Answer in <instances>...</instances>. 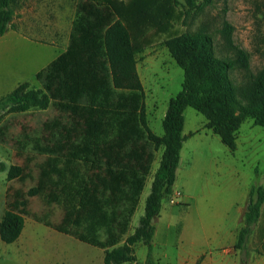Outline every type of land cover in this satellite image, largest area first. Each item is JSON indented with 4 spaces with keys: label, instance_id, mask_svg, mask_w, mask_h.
<instances>
[{
    "label": "trees",
    "instance_id": "16d2710c",
    "mask_svg": "<svg viewBox=\"0 0 264 264\" xmlns=\"http://www.w3.org/2000/svg\"><path fill=\"white\" fill-rule=\"evenodd\" d=\"M184 1L190 7L198 1L212 2ZM173 2L104 0L102 3L110 13L103 15L83 9L74 22L78 36L44 72L48 82L56 84L55 91L62 88L67 100L62 107L69 112L74 125L66 127L58 120L44 125L47 131L59 134L49 149L51 156L43 165L39 183L28 190L27 196L42 195L50 203L63 206L65 219L55 228L104 249V264H139L135 255L139 242L147 247L144 264H156L155 222L163 201L174 193L186 141V108L201 113L206 118L205 128L212 130L230 151L237 148L238 132L246 118L264 127V69L257 75L251 73L250 56L234 45L228 24L223 30L228 57L216 55L213 38L205 31L176 35L171 28L184 12L177 10ZM15 3L16 0H0V38L9 29H15ZM147 24L156 27V34H168L166 45L183 70L182 90L168 102L161 136L148 124L146 94L137 71L136 55L149 43L141 37ZM235 71L242 73L241 84H236L231 76ZM51 90L49 85L44 89L33 88L29 82L19 84L0 98V122L11 113L46 110L52 101ZM146 144L155 152H162L144 214L129 234L153 169L154 156L147 152ZM81 145L92 158L90 167L94 173L88 178L83 174L88 163L76 160V150ZM6 169L8 181L22 179L20 165L6 168L0 163V170ZM263 204L264 184L251 192L244 226L238 231L234 246L246 252L247 257L248 243ZM26 205V199L18 202V207ZM24 225L20 212L7 210L0 221V240L14 243ZM242 263L248 264L245 260Z\"/></svg>",
    "mask_w": 264,
    "mask_h": 264
},
{
    "label": "rangeland",
    "instance_id": "374dc122",
    "mask_svg": "<svg viewBox=\"0 0 264 264\" xmlns=\"http://www.w3.org/2000/svg\"><path fill=\"white\" fill-rule=\"evenodd\" d=\"M102 1L16 0L15 29H9L0 38V98L23 82H29L33 88L46 89L48 85L53 88L50 91L52 101L46 110L33 109L28 113L9 114L2 120L4 123L0 122V135H10L19 148L33 150V146L38 145L35 138L47 136L51 149L59 133L47 131L44 125L54 120L66 127L74 125L69 112L62 107L67 102L62 88L55 91L56 84L48 82L44 72L78 36L74 22L83 9L96 10L100 15L110 13ZM173 4L177 10L184 12L171 28L176 35L205 31L213 38L216 55L228 57L230 54L225 49L223 32L228 24L232 27L230 36L234 45L250 56L251 73L257 75L264 69V0H212L209 4L198 1L194 7L188 6L184 0H174ZM115 18L113 15L112 20ZM155 30L153 25H144L141 37L149 43L136 58L137 71L146 94L148 124L154 133L161 136L168 102L182 90L183 70L166 45L168 34H156ZM231 76L236 84L243 82L242 73L235 71ZM184 116L183 133H189L187 137L192 136L185 141L181 154L179 179L187 190L180 187L163 201L160 216L155 222L156 229L167 232L171 238L177 237L180 231L205 232L210 236L239 231L244 226V214L251 192L264 184V127L254 125L252 118H246L238 132L237 148L230 151L212 130L205 128L206 118L201 113L188 107ZM145 146L147 152L154 156L155 171L162 149L155 152L151 145ZM7 153L0 146V159L7 157ZM33 156L35 158L28 170L31 178L16 183L23 190L35 185L38 164L46 158L36 154ZM2 190L0 182V192ZM149 191L148 183L133 219L134 225L144 211L145 196ZM184 193L191 197L190 200H186V197L183 200ZM34 204L32 209L41 217V222L56 223L61 219L62 206L54 204L48 207L41 197H35ZM32 225L38 229L37 237L32 244H26L18 255L12 254L16 244H6L0 240V264H104L101 248L57 234L42 223L32 222ZM133 226H130V231ZM248 245L257 248L258 252H264V204ZM177 247L180 246L170 245V252H176ZM6 248H11V251L5 252ZM46 251L52 255L47 257L44 254ZM135 255L138 261H145L147 247L141 242L137 243Z\"/></svg>",
    "mask_w": 264,
    "mask_h": 264
},
{
    "label": "crops",
    "instance_id": "0c3cea01",
    "mask_svg": "<svg viewBox=\"0 0 264 264\" xmlns=\"http://www.w3.org/2000/svg\"><path fill=\"white\" fill-rule=\"evenodd\" d=\"M33 110V109H32ZM40 110V109H39ZM31 111V110H30ZM30 111L24 112L28 113ZM11 114H16V113H11ZM9 115V114H8ZM3 122V121H2ZM4 123V122H3ZM2 124L0 123V129H1ZM184 130V129H183ZM189 134V133H188ZM187 134V135H188ZM184 136H186V140L188 136L183 133ZM33 139V138H32ZM48 137L47 136H40L35 138V142L38 144L37 146H33L32 149H21L19 148V145L17 141L15 142L11 139L10 135H0V146L5 148V151L8 152L7 157H2L0 159V163H3L6 168H8L10 165H20L23 168V174H22V179H14L11 181H8L7 179V169L6 170H0V182L3 185V190L0 192L1 198H0V221L2 220L5 212L7 210H14L17 212H20L24 219H25V225L23 228V231L18 238L17 241H15L12 244H16V249H13V253L15 255H18L21 253V251L26 247V244H32V241L37 237L36 229L35 226L32 225V222L35 223H42L44 226L52 229L53 231L57 232V234H63L66 236H70L74 239L72 235L68 233H63L58 231L55 226L60 225L63 223V220L65 219V209L62 206L61 209V219L58 220L56 223H52L53 226L47 225L45 222L40 221V216L36 215L35 212L33 211L32 207L35 201V197H41L43 201L45 202L46 206L52 207L54 204L57 206L59 204L56 203H50L48 200L45 199L44 196L42 195H37L33 197H28L27 192L30 188L23 190L22 188H19L16 186L17 181L18 182H25L27 179L31 178L30 173H29V164L33 162V158H35L33 155H41L45 156V160L38 164L39 172L38 176L36 179L35 185L39 183L41 172L43 165L51 156V152H49V145H48ZM56 142V140H55ZM54 142V143H55ZM17 145V148H16ZM185 142L183 144L184 148ZM182 148V151H183ZM181 151V154L183 153ZM76 160L82 162V163H88L89 167L88 168H83V174L86 176V178L92 176L94 173V170L90 167L92 163V158L91 154L87 152L83 146L81 145L78 147L76 150ZM87 158V159H85ZM182 166V156L180 159V164L177 170V178L176 182L174 185V190H180L179 188L181 187L186 188L183 182H180L179 176H180V170ZM158 168V166H157ZM156 168V169H157ZM155 169V171H156ZM153 171V169H152ZM150 175L148 178L145 188L147 187V184H150V190H151V183L153 179V174L154 172ZM86 181V179H85ZM34 185V186H35ZM144 191L141 195V198L145 192ZM187 190V188L185 189ZM150 191L146 194L145 200L147 196L149 195ZM186 197V198H185ZM140 198V202H141ZM184 198L188 200L191 198L188 194H183V200ZM22 199H26L27 205L25 207H18V202ZM190 200V199H189ZM140 205V203H139ZM61 206V205H60ZM145 206V205H144ZM139 208V206H138ZM45 209V208H44ZM48 210V209H46ZM138 209L135 213L137 215ZM47 213V212H46ZM144 214L143 213L139 216L140 217ZM135 215L132 218L131 225L133 226V219L135 218ZM138 219V223H139ZM27 223L29 224V227L27 226ZM137 224H135L132 228V231L129 232L131 234L135 227H137ZM28 227V228H27ZM33 229H30L32 228ZM30 229V230H29ZM50 234V233H48ZM237 234L238 231L235 232H230V233H224V234H213L210 236L209 234L205 232H197V231H180L177 234V237H168L167 232L159 231L156 229L155 236H154V241H153V254H154V259L156 260V264H243L242 261L245 260L248 262V264H264V252H258L256 249L257 248H249L250 255L247 257L246 252H242L240 249H236L234 246L237 242ZM102 239H104V236H102ZM176 240V242H172V240ZM78 240V239H76ZM80 241V240H78ZM82 242V241H80ZM84 243V242H82ZM87 244V243H85ZM172 244H177L180 247H177L176 252H170L169 246ZM90 245V244H88ZM92 246V245H91ZM94 247V246H93ZM250 247V246H249ZM97 248V247H96ZM5 249V252L11 251V248ZM103 252V260H104V249H101ZM44 254L48 257L49 255H52V253H49L48 251L44 252ZM138 261V259H137ZM146 261V259H145ZM145 261L140 262L138 261L139 264H144ZM128 263V262H126ZM123 263V264H126ZM84 264H93V263H84ZM136 264V263H134Z\"/></svg>",
    "mask_w": 264,
    "mask_h": 264
},
{
    "label": "water",
    "instance_id": "95a60500",
    "mask_svg": "<svg viewBox=\"0 0 264 264\" xmlns=\"http://www.w3.org/2000/svg\"><path fill=\"white\" fill-rule=\"evenodd\" d=\"M152 222H154V219H152Z\"/></svg>",
    "mask_w": 264,
    "mask_h": 264
}]
</instances>
